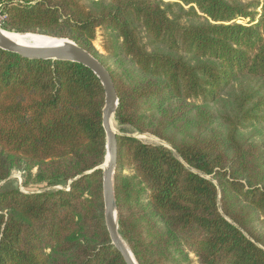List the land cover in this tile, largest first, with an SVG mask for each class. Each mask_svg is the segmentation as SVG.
Instances as JSON below:
<instances>
[{"label":"trees","instance_id":"1","mask_svg":"<svg viewBox=\"0 0 264 264\" xmlns=\"http://www.w3.org/2000/svg\"><path fill=\"white\" fill-rule=\"evenodd\" d=\"M169 1L0 0L1 24L110 72L119 232L138 264H264V145L243 132L264 123V0ZM105 103L85 66L0 49V185L34 168L43 185L0 188V264H126L105 222Z\"/></svg>","mask_w":264,"mask_h":264},{"label":"water","instance_id":"2","mask_svg":"<svg viewBox=\"0 0 264 264\" xmlns=\"http://www.w3.org/2000/svg\"><path fill=\"white\" fill-rule=\"evenodd\" d=\"M0 49L18 54L30 60L78 63L94 72L102 82L106 93V103L103 110V127L107 139V157L105 164L99 169L103 170L104 176L105 222L112 244L123 256L126 264H138L128 244L119 232L114 183L118 166L117 136L119 135V131L113 126L115 114L119 107V97L110 72L98 59L69 39L49 38L46 42L30 46L10 39L0 30Z\"/></svg>","mask_w":264,"mask_h":264},{"label":"rangeland","instance_id":"3","mask_svg":"<svg viewBox=\"0 0 264 264\" xmlns=\"http://www.w3.org/2000/svg\"><path fill=\"white\" fill-rule=\"evenodd\" d=\"M86 5H93V4H97L98 2H100V0H82ZM163 1L165 4L168 3H172L169 0H161ZM176 10V9H175ZM177 12V10H176ZM2 20H3V16L0 10V25L2 26ZM183 22L185 23H190V21L184 19ZM198 22V21H196ZM239 23H244V22H239ZM105 36H106V32L103 30H100L98 32V37L97 40L95 41V47L97 49V51L99 52V56L102 59L106 60V52L103 51L102 49V43L105 40ZM144 43L147 45L148 50L152 51L154 50V48H157L156 45L152 44L151 41L148 38L144 39ZM188 57V56H187ZM108 65L111 68H114V62L111 60H106ZM230 93H227L225 95H223V100L219 103H215V104H210L212 110L217 114V115H221L223 114L224 111H226L227 108V102L230 98ZM198 105H201L202 102H198ZM118 130V127H116ZM244 135L249 137L252 141L257 142V143H261L264 145V123H254V124H250L246 127V129L243 131ZM140 138L145 141L148 142L150 144H155V145H161L164 144L163 142L160 141L159 138L152 136V135H145V136H140ZM38 172L37 168H34L33 170H31V172H25L23 170H14L12 172V175L10 176V178L3 182L2 184V188H7V189H20L24 192H38V191H42L43 189V185L38 184L36 181V174ZM126 176H130L131 173L129 170H125L123 172ZM25 184L27 186H25ZM254 226L261 232L264 234V217H257L256 218V222L254 223ZM193 258V256H192ZM194 260H196L195 258H193Z\"/></svg>","mask_w":264,"mask_h":264},{"label":"bare ground","instance_id":"4","mask_svg":"<svg viewBox=\"0 0 264 264\" xmlns=\"http://www.w3.org/2000/svg\"><path fill=\"white\" fill-rule=\"evenodd\" d=\"M0 30L10 39L16 41V42H20L23 43L25 45H30V46H35L38 45L40 43L46 42L49 40V36H44V35H38V34H19V33H15V32H10L6 29H4L1 25H0ZM44 37H49V38H44ZM113 126L114 128L117 127V124L114 120L113 122Z\"/></svg>","mask_w":264,"mask_h":264}]
</instances>
